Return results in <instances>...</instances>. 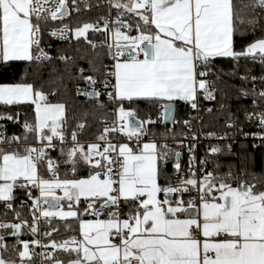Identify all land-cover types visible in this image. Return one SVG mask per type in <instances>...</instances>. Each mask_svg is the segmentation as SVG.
I'll list each match as a JSON object with an SVG mask.
<instances>
[{"label": "snow or ice", "instance_id": "snow-or-ice-1", "mask_svg": "<svg viewBox=\"0 0 264 264\" xmlns=\"http://www.w3.org/2000/svg\"><path fill=\"white\" fill-rule=\"evenodd\" d=\"M82 5L94 6L89 0H71V8L69 0H0V66H26L21 81L0 83V105L34 106L31 122L21 121L20 112H0V121L22 129L9 136L0 124V202L3 215L11 212L16 221L0 220V264H34L37 256L41 264H264V180L252 175L250 182V173L237 174L231 166L221 172L223 166L209 159L224 152L219 146L197 162L195 144L181 139L178 146L188 151L185 169L182 153L168 141L175 144L186 134L154 130L158 122L177 123L178 102L200 111L201 97L216 100L224 74L218 60L234 62L232 76L241 60L264 69V36L240 50L235 39L264 31V0H105L95 6L106 7L108 15L74 29L63 23ZM90 32L104 40H91ZM73 33L95 52L89 71L78 68L76 76V57L63 49L54 55L51 45L52 39L71 41ZM56 61L77 84H86L75 88L76 95L98 110L111 109L114 119L105 120L94 142H81L84 122L69 131L66 103L50 99L62 87L68 91ZM49 65L52 72L44 80L42 70ZM240 79L252 87L239 89L237 99L251 97L252 107L229 110L225 127L264 143V74ZM227 107L221 104V110ZM241 112L244 123L259 132L238 127ZM180 123L191 131L190 120ZM112 133H122L126 142L113 143ZM208 136L229 138L227 132ZM226 149L231 153L232 145ZM169 161L175 182L166 171ZM17 192L25 197L18 205ZM55 218L65 222L68 238H52L60 233ZM25 233L34 238L22 239ZM6 236L16 243L9 246ZM10 247L15 257L5 255Z\"/></svg>", "mask_w": 264, "mask_h": 264}, {"label": "trees", "instance_id": "trees-1", "mask_svg": "<svg viewBox=\"0 0 264 264\" xmlns=\"http://www.w3.org/2000/svg\"><path fill=\"white\" fill-rule=\"evenodd\" d=\"M91 4L94 6L91 9H86L81 6V11L77 13L75 10H72L70 15L65 17L63 23L68 24L70 28H76L82 26L85 22H94L102 16L108 15L106 7H97V3L100 5L105 4V0H90ZM69 5H71V0H69ZM63 25L61 23H57ZM261 24L264 25V21H261ZM264 36V31L257 29L255 34L252 33L246 34L244 36H237L236 39V48L240 50L242 47L253 42L256 38ZM89 38L95 42H102L104 37L100 34H89ZM52 49L56 53L57 49H63L65 54L68 56L76 57V66L71 67V72L73 76L78 75V68H84L86 73L89 71V64L87 61L91 60L95 56V52L88 45L87 41L84 38H81L79 42L72 38L71 41L67 43H57L51 41ZM77 49H79L77 51ZM98 52H103V49H97ZM105 63H110V61L105 60ZM219 69H223V75L221 81L217 82V104L219 105L218 109L213 110L211 113L204 114V128L207 130L221 131L226 130L225 127L228 117V111L237 112L238 108L248 107L252 102V98H240L237 99L238 90L241 88H251V83L243 82L240 77L246 74L260 76L264 74V70L258 63H252L251 61H240V67L237 70V75L232 76L228 73L233 70L234 62L230 59H223L217 61ZM51 65L46 66L42 70V76L44 80L49 79V73L52 72ZM57 73L63 75L64 84L67 86V92L62 87L59 94L56 97H50L53 102H65L66 103V117L67 125L66 128L71 131L76 128V125L80 122L85 123V128L79 133L80 140L92 141L96 139V136L99 135L102 131L103 120L112 119V115L109 114V109L98 110L94 107L93 102L89 101L86 97L82 95L75 94V88L77 86L82 87L86 84L80 82L77 84L67 73L64 72V64L62 62L56 61L54 65ZM26 66L22 62H13L9 66H0V83H15L23 79L25 75ZM251 70L250 73L248 70ZM213 80H216V77H212ZM221 104L227 105L228 107L224 110H221ZM34 106L21 105V106H8L5 107L0 105V112L11 111L13 113L20 112V120L23 121L27 118L30 122L33 119ZM189 111V106L185 105L183 102H178L176 104V120L181 127L180 122H182L186 113ZM27 114L25 117L24 114ZM87 113V118L85 119V114ZM239 116V124L245 125L243 113H237ZM143 114H141V117ZM2 121H0L1 124ZM11 132H21L20 126L8 125L7 127ZM31 141V140H30ZM51 155L55 158L58 156L57 152H52ZM215 161L219 162L223 167L221 172H227L229 166L237 174H242L244 171L250 173L248 179L252 182V175H255L258 180H264V144L262 145H253L249 142L239 143L235 150L231 153H223L217 156ZM64 169H61V174H63ZM166 171L173 179V163L169 161ZM173 182L174 179H173ZM18 199L16 205L19 204L20 200L25 199L22 193H16ZM4 205L3 202H0V220L7 222H16L14 216L11 212L7 216L3 215ZM24 218H30L27 210L24 211ZM54 224L60 227V233H53L52 238L57 241L68 238L70 233L65 231L64 224L65 222L59 221L56 219L53 221ZM73 227H77L73 224ZM22 239L31 240L34 237L30 233L22 234ZM36 238V237H35ZM45 243H50V238L44 239ZM5 242L11 246L16 243V238L12 236H6ZM6 256L15 257L16 253L14 250L9 248L8 253H5ZM56 255L61 258H67V254L62 252H57ZM34 264H39L37 257L34 258Z\"/></svg>", "mask_w": 264, "mask_h": 264}, {"label": "built area", "instance_id": "built-area-1", "mask_svg": "<svg viewBox=\"0 0 264 264\" xmlns=\"http://www.w3.org/2000/svg\"><path fill=\"white\" fill-rule=\"evenodd\" d=\"M90 2V0H89ZM71 8V5H70ZM74 10V9H73ZM97 21V20H96ZM95 22V21H94ZM102 23V22H101ZM55 26H63L60 24H56ZM91 33V32H90ZM89 33V34H90ZM99 34V33H97ZM133 35H135L136 33L133 32L131 33ZM73 38L74 37V33L72 34ZM47 39V37H46ZM51 41L53 42H57V43H67V42H63L57 39H52ZM53 54L55 55L56 53L53 51ZM60 62V61H59ZM264 70V69H263ZM85 86H82L81 88H84ZM217 88V87H216ZM200 111H196L190 108L189 106V111L186 113L185 117L183 118L182 121L184 120H190L191 121V131H189L187 126H184L180 123L181 127L179 128V124L176 123L175 125L173 124H169V125H165L162 123L157 124V126L155 127V131L157 133L160 132H165V131H172L175 132L177 134L184 132L186 135L184 137H180L177 136V143H173V141L171 139H169L168 143L170 145H172L173 147L176 148V150L180 151L182 153V157H181V164L183 168H187V162H188V151L186 147H179L178 143L179 140H183V144L184 145H189V144H195V155L197 158V162L204 158L206 153H209L210 148L214 147V146H219L222 149H224L223 153H228L227 149H226V145L227 144H231L232 145V150L231 152H233L235 150V147L239 144V143H243V142H249L253 145H262L264 143L261 142L260 139L255 138L253 135H249V136H244L242 133L238 132L236 129H226V130H221V131H214V130H207L204 128V114L209 113L207 111L208 108H211L212 110L218 109L219 105L217 104V91H216V100L214 101H207L204 100L202 97L200 98ZM252 107V102L250 104V108ZM109 111L111 112V109H109ZM159 115V113H154L153 114V119L156 120L157 116ZM114 119V116L112 115V119L110 120H106L108 123H111L112 120ZM177 121V120H176ZM103 123V128L105 127V120L102 121ZM1 124H6V126L8 127V125H15V126H20L19 124H13L10 121H2ZM238 127H242L243 128V132L244 133H249V134H254L260 131V129L258 128L257 125L255 124H248L246 123L245 125H240L238 124ZM21 128V127H20ZM7 134L10 136L12 134H20L19 132H11L8 128H6ZM102 132V131H101ZM224 132L228 133V139L227 140H220L216 137H211L208 136V133H216L217 136L223 134ZM196 136V140L193 141L190 139V137L192 135ZM111 141L113 143H120V142H126L124 140L123 134L122 133H112L110 134ZM95 140L92 141H86V140H81L82 143H90V142H94ZM29 143H34V141H29ZM15 145H13L14 147ZM52 153V152H51ZM222 153V154H223ZM220 154L216 155V156H212L211 154H209V159L210 160H214L217 156H219ZM213 165L210 163L208 165V170L211 171L212 170ZM174 171V169H173ZM173 179L175 181V176H173ZM34 194H38V193H34ZM58 194H62V193H58ZM185 200L189 199V197L187 195H185L184 197ZM65 210H67V208L65 207ZM30 219V218H29ZM59 218H55L53 219L56 220ZM41 228H44L43 222H41ZM42 240V242L45 243L44 239L45 237L43 236H39L36 237ZM35 251L37 253L41 252L42 249L39 247L35 248ZM37 259L39 261V264H41V258L39 256H37Z\"/></svg>", "mask_w": 264, "mask_h": 264}, {"label": "water", "instance_id": "water-1", "mask_svg": "<svg viewBox=\"0 0 264 264\" xmlns=\"http://www.w3.org/2000/svg\"><path fill=\"white\" fill-rule=\"evenodd\" d=\"M175 118H176V111H175ZM169 124H172V123L169 122V123H167L166 125H169Z\"/></svg>", "mask_w": 264, "mask_h": 264}, {"label": "crops", "instance_id": "crops-1", "mask_svg": "<svg viewBox=\"0 0 264 264\" xmlns=\"http://www.w3.org/2000/svg\"><path fill=\"white\" fill-rule=\"evenodd\" d=\"M83 38V37H82ZM183 218V217H182Z\"/></svg>", "mask_w": 264, "mask_h": 264}]
</instances>
